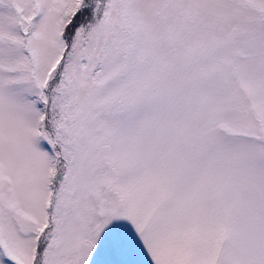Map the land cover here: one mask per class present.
<instances>
[{
    "label": "snow or ice",
    "instance_id": "6c2138e0",
    "mask_svg": "<svg viewBox=\"0 0 264 264\" xmlns=\"http://www.w3.org/2000/svg\"><path fill=\"white\" fill-rule=\"evenodd\" d=\"M0 264H264V0H0Z\"/></svg>",
    "mask_w": 264,
    "mask_h": 264
}]
</instances>
